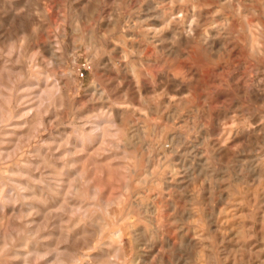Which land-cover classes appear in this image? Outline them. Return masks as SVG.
Returning <instances> with one entry per match:
<instances>
[{
	"label": "rangeland",
	"instance_id": "374dc122",
	"mask_svg": "<svg viewBox=\"0 0 264 264\" xmlns=\"http://www.w3.org/2000/svg\"><path fill=\"white\" fill-rule=\"evenodd\" d=\"M137 1L118 0L113 25L111 0H0V264H20L21 254L27 264H52L55 252L77 254L64 264H106L111 253L95 259L104 240L105 248L124 244L119 264H194L201 241L214 249L207 264H264V0H167L157 8L190 10L198 31L188 42L167 36L160 44L137 18ZM42 22L51 23L47 35L64 61L46 65L59 71L47 97L29 85L36 69L18 73L46 59L34 46L44 35L31 37ZM58 24L67 28L65 44ZM102 115L111 120L106 133L87 140ZM205 132L213 133L207 142ZM49 175L62 178L57 190L47 187ZM139 197L158 208L151 224L158 238L142 262L151 225ZM97 214L101 232L58 237ZM118 227L126 232L120 241L111 234ZM34 245L46 255H33Z\"/></svg>",
	"mask_w": 264,
	"mask_h": 264
},
{
	"label": "bare ground",
	"instance_id": "6f19581e",
	"mask_svg": "<svg viewBox=\"0 0 264 264\" xmlns=\"http://www.w3.org/2000/svg\"><path fill=\"white\" fill-rule=\"evenodd\" d=\"M113 1V3H112ZM129 1V0H128ZM173 1H178V0H173ZM218 1V0H217ZM136 2V1H135ZM138 4H139V13H141L137 18L138 19H141L143 18L142 20H144L149 28V31L151 32L152 35H150V39H152V43H156V42H163L164 39H167V36L169 37H174V36H178L177 39L179 38L180 41H187L192 37L194 36V34L196 35V29H192V25L194 24L195 26V23H193V14L190 13L189 11L187 10H184L183 9L180 11L177 7H169V9H165V6L164 8H157L159 4H162L164 2L167 3V0H138L137 1ZM111 7H110V11L112 13V23L113 25L116 24L117 22V19L119 17V8L117 6V3H118V0H111ZM173 3V2H172ZM171 3V4H172ZM137 4V3H136ZM137 4V5H138ZM184 5V4H183ZM138 6H136L137 8ZM185 7V5H184ZM8 9V8H7ZM2 11V10H1ZM45 11V10H44ZM12 12V11H11ZM45 13V12H43ZM138 13V12H137ZM180 13V15L178 14ZM195 14V13H194ZM137 15V14H136ZM197 15V14H196ZM45 16V14H44ZM46 16L48 17L47 13H46ZM199 16V15H198ZM136 18V19H137ZM196 19L198 20V18L196 17ZM14 22H17L18 24V27H20L21 29H24L25 27H27V23L28 21L23 18V17H20L19 15H13V19H12ZM141 20V22H142ZM196 20V22H197ZM63 21H66L65 20V17H64V20ZM189 21V24L187 25L189 28H191L192 30V34L191 35H188V31H184V24L187 23ZM195 21V20H194ZM51 23L50 22H45V23H38L34 28H32L31 30V37L32 39L34 38H37L39 36V34H43L44 37L42 38L43 39V42H38V43H35L34 46L35 48H37V51H42L45 56H46V59H33L32 61H29L27 63H23L22 67H20L18 70H19V74L22 75V76H26V74H28L31 70L30 69H36V76H34V78L36 79H32V77L29 79V85H31L30 87H33L35 89H38L39 92L42 94V96H49L53 90L55 89H58V80H59V71H53V72H50V70H48L47 68V64L48 65H51L52 67H56L57 63L59 64L61 61L64 63L63 60H60L57 56H56V53L54 51V47L52 45L53 41L50 39V37L47 35L48 34V28L50 27ZM71 25H72V30L74 32H79L80 30V26L78 23L74 22V20H72L71 22ZM146 26V25H145ZM146 26V27H147ZM193 26V27H194ZM187 28V27H185ZM189 28L187 30H189ZM196 30V31H195ZM57 31H58V36L61 38L62 40V43L65 44L66 43V36H67V28L65 25H62V24H58L57 26ZM260 32V31H259ZM259 32H257L259 34ZM208 33V32H207ZM150 34V33H149ZM201 33H199L200 35ZM202 35V34H201ZM200 35V36H201ZM207 35V34H206ZM213 35V34H212ZM209 37V36H207ZM196 38V37H194ZM203 38V37H202ZM149 39V40H150ZM193 39V38H192ZM206 39V38H205ZM203 40V39H201ZM195 42V41H194ZM159 44H155V46L157 48H161V47H158ZM161 46V45H160ZM164 47V46H163ZM168 47V46H167ZM183 47V46H182ZM219 47V46H218ZM252 48V47H251ZM167 49V48H166ZM184 49V48H183ZM225 49V48H224ZM29 50V45L28 43H25L23 45V51L24 52H27ZM125 52V51H124ZM169 53V52H168ZM24 56V55H23ZM25 57V56H24ZM29 57V56H28ZM35 58V57H34ZM25 62V61H24ZM62 64V63H61ZM5 68V67H4ZM58 70V69H57ZM12 72L11 69H9L8 72ZM10 72V73H11ZM147 73V72H146ZM18 74V75H19ZM148 74V73H147ZM134 75V74H133ZM149 75V74H148ZM43 78L44 80V87L41 89L42 85L40 86V77ZM60 76H63V78H65L67 81H71L72 80V74L71 72L69 71H62L60 70ZM136 79L138 80L137 76H136ZM180 79V78H179ZM48 80L49 83H48ZM73 81V80H72ZM136 82V81H135ZM143 87V86H142ZM141 87V88H142ZM178 88V87H177ZM173 89V88H172ZM137 90H140L139 88ZM57 91V90H56ZM181 91V90H180ZM38 92V93H39ZM39 93V94H40ZM57 93V92H56ZM64 93V92H63ZM138 93H141V92H138ZM60 95V93H59ZM51 97V96H50ZM68 101V100H67ZM28 102V101H27ZM39 104V103H38ZM119 109V108H118ZM176 109V108H175ZM110 111L111 114L113 115H116L118 113V110L115 109V107H110L108 109ZM160 110V108H159ZM122 111V110H120ZM172 112V111H171ZM122 113V112H121ZM107 114V113H106ZM118 115V114H117ZM142 115V114H141ZM173 115V114H172ZM106 115H102L100 118H98L96 121H94V125H90L92 126L91 129H90V134H89V137L87 138V140L89 141H92L93 140V136L92 134H95L97 132V130H100L101 134L100 136H103L104 133H106L105 131L107 130L106 126L103 127V123H107V122H111L110 119H108L107 117H105ZM108 116V115H107ZM120 116V115H119ZM171 116V115H170ZM109 117V116H108ZM38 118V117H37ZM39 119V118H38ZM59 119V118H58ZM89 126V127H90ZM133 127V126H132ZM88 128V127H87ZM139 128V127H137ZM141 128V127H140ZM144 128V126H143ZM4 133V132H3ZM25 133V131H24ZM2 134V133H1ZM55 146V145H54ZM113 147H117L116 145H112ZM6 150V149H5ZM99 151H105V148L100 146L98 148ZM39 151V150H38ZM97 152V151H96ZM95 152V153H96ZM106 152V151H105ZM5 153V151H4ZM7 153V151H6ZM101 156V155H100ZM192 159V158H191ZM50 161V160H49ZM94 163V162H93ZM65 164H69V163H65ZM114 165V164H113ZM55 166V165H54ZM69 167V166H68ZM95 170V169H94ZM69 171L72 172L71 168L69 167ZM49 172V170L47 171ZM45 173V172H44ZM59 173V172H58ZM48 175V174H47ZM70 175V174H69ZM29 176V175H28ZM42 177V176H41ZM41 177H39V181H42V179H40ZM49 178L50 181H47V187L51 188L52 189H55L57 190V186L61 185V183L63 182L62 178H54L53 176L51 177L50 175L47 176ZM31 178V177H30ZM37 178V177H36ZM44 178V177H43ZM66 178V177H65ZM46 179V178H45ZM36 180V179H35ZM34 180V181H35ZM15 182V181H14ZM41 182V183H42ZM60 182V183H59ZM44 183V182H43ZM162 189H165L166 186H167V180H163L162 182ZM17 184V183H16ZM29 185V184H28ZM46 187V188H47ZM57 187V188H56ZM40 189V188H39ZM92 189V187L90 188ZM25 190V189H24ZM50 190V189H48ZM42 191V190H40ZM77 192V191H76ZM95 192H93L94 194ZM24 194V193H23ZM22 194V195H23ZM25 195V194H24ZM24 197V196H23ZM51 198V197H50ZM62 200V199H61ZM135 204L138 205L139 209H141V211L146 215V218H147V221L149 222V224L151 225L153 223V220L155 219V214L157 213L158 211V208L156 206V204L153 202V201H144L142 200V198H137V201L135 202ZM61 205V204H60ZM59 205V206H60ZM114 205V204H113ZM61 207V206H60ZM137 207V208H138ZM103 209H104V213L103 215L107 216V217H111L113 216L114 214L111 213L110 211V206L106 203V205L104 204L103 206ZM117 210V209H116ZM118 211V210H117ZM140 211V212H141ZM119 213V212H118ZM87 214V213H86ZM122 214V213H121ZM85 215V214H84ZM96 215V214H95ZM98 215V214H97ZM117 216V215H116ZM87 217V216H86ZM93 217V216H92ZM121 217V215H120ZM88 219V218H87ZM58 221V220H57ZM118 221V220H117ZM3 222V221H2ZM59 224V223H57ZM61 224V223H60ZM75 224H77V227L71 231H67V232H63V231H59L57 233H59L58 237H61V240L62 239H66V240H73L76 237V234L77 233H81V234H84L83 236H87L86 234L88 233H93V234H97L99 232L102 231L103 229V226L105 224V221L104 219L102 218V216L99 214L97 218H90L88 219L87 221H85V223H79V220H77L75 222ZM58 226V225H57ZM109 226V225H108ZM132 226V225H131ZM37 227V226H36ZM71 229V228H70ZM58 230V229H56ZM54 231V230H53ZM136 231V229H135ZM142 231V230H141ZM104 234V233H103ZM107 234V233H105ZM112 235H115L118 240L120 241L124 235L126 234V232L121 228V227H118L116 228L114 231H112L111 233ZM128 234H131V231L128 232ZM133 237L137 240L139 239L140 237L136 234V233H133ZM142 234V233H141ZM139 234V235H141ZM101 237V236H100ZM143 237V235H142ZM141 237V238H142ZM103 239V236L101 237ZM158 238V231L156 228H154L152 225L150 227V243L147 245V249L144 250V251H141V253L139 254L138 256V259L136 258L137 262H142L144 261V259H146L148 257V253H150L153 249H154V246H153V240L157 239ZM91 239V238H90ZM101 239V240H102ZM105 239V238H104ZM127 239V238H126ZM84 240V239H83ZM124 240V239H123ZM131 240V239H130ZM146 240V239H145ZM162 244L164 246L167 247V234H163L162 235ZM98 242V241H97ZM144 242V241H143ZM34 244V243H33ZM85 244V243H84ZM88 244V243H87ZM107 245L108 244V241L104 240L102 244L98 245V252L95 254V259L97 261H101V258L104 259V256H108L110 253L112 255V257H115V259H112L110 260L109 262H106V264H119L120 261L123 260V256H124V248H120V242H117L115 244H110L109 248H105L104 245ZM42 245V244H41ZM124 245V244H123ZM155 245V243H154ZM46 248V247H45ZM67 250V249H66ZM65 250V251H66ZM70 250V249H68ZM31 252L33 255H38V256H44L46 255L44 252V249L43 248H40V247H37V246H33L32 249H31ZM69 252V251H68ZM19 254V253H17ZM127 255V254H126ZM82 257V256H81ZM161 259V257H159ZM52 259V258H51ZM66 259L68 260H72V261H76L78 260V257H77V254H75L74 252H70L68 254L65 255L64 252H55V255L53 257V263L52 264H64L66 262ZM93 259V258H92ZM107 259V258H106ZM125 259V258H124ZM94 260V259H93ZM159 260V259H158ZM20 261V264H27L28 263V257L27 255H23L21 254V257L19 259ZM151 261V260H150ZM81 262V260H80ZM127 262V261H126ZM85 263V262H84ZM75 264V263H74ZM78 264V262H77ZM82 264V263H80ZM87 264H91V263H87ZM95 264V263H94Z\"/></svg>",
	"mask_w": 264,
	"mask_h": 264
},
{
	"label": "clouds",
	"instance_id": "9594fccd",
	"mask_svg": "<svg viewBox=\"0 0 264 264\" xmlns=\"http://www.w3.org/2000/svg\"><path fill=\"white\" fill-rule=\"evenodd\" d=\"M193 23H195V21H193ZM191 34H192V30H191V28H189L188 35H191ZM174 42L175 41H173V43ZM193 131H196V129L194 128ZM204 136H205V142H207L208 140H211L213 138V133L212 132H205ZM188 241H189V243H191L192 240L188 239ZM197 244H198V246H195L192 249V251L194 253L193 257H192L194 264H197V262L201 260L202 252L209 253V255L206 258V264H207V262L215 260L214 249L210 244H208L205 241H201L200 243H197ZM181 247H184V245L181 244ZM120 248L122 250V248H123L122 244L120 245ZM113 259H115V257H113Z\"/></svg>",
	"mask_w": 264,
	"mask_h": 264
}]
</instances>
